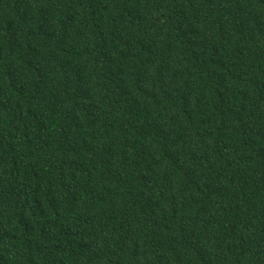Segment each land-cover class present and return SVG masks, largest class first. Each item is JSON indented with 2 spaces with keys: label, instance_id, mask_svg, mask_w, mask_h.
Masks as SVG:
<instances>
[{
  "label": "trees",
  "instance_id": "16d2710c",
  "mask_svg": "<svg viewBox=\"0 0 264 264\" xmlns=\"http://www.w3.org/2000/svg\"><path fill=\"white\" fill-rule=\"evenodd\" d=\"M0 264H264V0H0Z\"/></svg>",
  "mask_w": 264,
  "mask_h": 264
}]
</instances>
